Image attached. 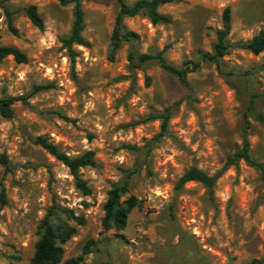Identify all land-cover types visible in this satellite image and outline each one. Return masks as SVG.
<instances>
[{
    "label": "rangeland",
    "instance_id": "rangeland-1",
    "mask_svg": "<svg viewBox=\"0 0 264 264\" xmlns=\"http://www.w3.org/2000/svg\"><path fill=\"white\" fill-rule=\"evenodd\" d=\"M80 1L90 45L75 46L72 67L60 39L71 28L73 4L0 0V46L27 57L25 63L0 60V98L27 97L13 104L12 118L0 115V153L10 163L0 165V264H31L38 226L51 208L52 223L77 229L62 245L63 261L80 255L88 241L91 252L82 264H248L263 258L264 180L255 168L243 160L228 166L212 194L198 182L180 190L174 184L191 166L209 175L222 169L242 146L244 113L252 157L264 162V51L230 48L220 69L199 57L212 52L225 7L229 42L264 30V0L165 4L158 10L170 18L167 24L154 25L142 13L127 17L124 27L136 37L113 54L116 0ZM29 5L43 19L42 30L27 18ZM160 51L176 67L198 62L186 85L156 61L139 60ZM38 136L69 156L93 151L95 165L80 170L90 195H82L67 167L34 143ZM123 181L128 192L121 200L134 195L140 207L131 210L123 231L104 230L107 192ZM64 209L85 224L62 215Z\"/></svg>",
    "mask_w": 264,
    "mask_h": 264
},
{
    "label": "trees",
    "instance_id": "trees-1",
    "mask_svg": "<svg viewBox=\"0 0 264 264\" xmlns=\"http://www.w3.org/2000/svg\"><path fill=\"white\" fill-rule=\"evenodd\" d=\"M60 4H73V21L67 36L61 38V46L66 51L67 57L74 66L77 57L75 46L88 47L90 43L83 36L84 30V12L80 0H58ZM183 0H135L132 3H127L125 0H116L118 11L114 20V27L111 34V54H113L123 41H129L135 38V33L128 31L123 24L127 17H133L139 13L144 14L152 24H167L170 18L159 12L158 8L165 4L181 2ZM24 12L29 21L42 30L44 28L43 19L37 12L36 6L29 5L24 8ZM9 28L12 29L9 21ZM231 29V13L230 8L225 7L221 16V27L217 29L215 35V42L212 46V52H201L199 57L201 60L212 62L220 69L221 59L226 55L228 49L238 48L249 51L253 55H258L264 51V30H260L257 34L246 41H239L231 43L227 37ZM13 30V29H12ZM11 56L17 63H25L27 57L24 52L14 46H0V60ZM139 60L156 61L157 64L164 71L175 76L178 81L186 85L187 75L198 69L199 64L186 63L181 67H176L169 64L160 51L156 54H142ZM129 61L132 64V54H129ZM27 97L23 95L9 96L0 98V115L3 118L9 119L13 117V104L16 102L25 103ZM153 117L143 119L146 121ZM161 129L164 130L168 115L161 116ZM138 121V122H142ZM243 135L241 148L225 159L222 169L213 175L207 174L205 171L191 166L187 168L177 179L174 184L175 190H180L187 182H198L202 184L206 190L212 194L216 180L219 178L222 170L231 165H236L239 160H243L249 166L255 168L261 179L264 180V162H260L252 157L249 142L247 139V131L250 127L248 114L243 115ZM34 143L43 148L49 155L54 157L57 161L65 165L69 174L73 178L74 187L84 196L91 194V188L82 178L80 170L84 167H92L95 165V158L93 151H85L78 156H69L61 151L55 144L48 141L44 136H38L34 139ZM9 159L4 153H0V165L9 168ZM128 192V185L126 181L115 183L107 192L106 200L103 204L104 216L101 224L104 230L114 229L121 232L125 229L128 215L136 207H140V200L134 195H129L126 199L121 200V197ZM4 187L0 189L1 203H5ZM60 213L69 219H73L77 225H84L85 219L81 216H75L71 210L64 209ZM55 215L54 209H49L45 217L41 220L38 226L39 238L34 244V251L30 259L31 264H82L84 256L91 252L93 241H88L82 248L81 254L74 258H68L63 261L64 250L62 245L67 242L73 235L76 234L77 229L74 225H69L65 222L52 223L51 217ZM119 238L124 239L122 235ZM248 264H264V257L261 259L251 260Z\"/></svg>",
    "mask_w": 264,
    "mask_h": 264
},
{
    "label": "water",
    "instance_id": "water-1",
    "mask_svg": "<svg viewBox=\"0 0 264 264\" xmlns=\"http://www.w3.org/2000/svg\"><path fill=\"white\" fill-rule=\"evenodd\" d=\"M0 11L3 13V9L0 7Z\"/></svg>",
    "mask_w": 264,
    "mask_h": 264
}]
</instances>
